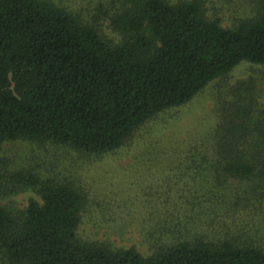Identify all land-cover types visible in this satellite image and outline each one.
I'll return each mask as SVG.
<instances>
[{"label": "trees", "instance_id": "16d2710c", "mask_svg": "<svg viewBox=\"0 0 264 264\" xmlns=\"http://www.w3.org/2000/svg\"><path fill=\"white\" fill-rule=\"evenodd\" d=\"M209 4L116 0L91 23L52 0H0V146L29 140L110 153L241 63L264 65V0L233 26L210 14ZM101 20L119 42L101 33ZM243 133L244 123L230 124L216 155L202 157L216 179L264 172V127L255 140ZM198 147L187 153L202 155ZM19 188L37 190L40 201L16 215L1 196ZM86 201L68 184L24 171L5 175L0 160V264H264L261 248L227 237L161 241L145 255L83 240Z\"/></svg>", "mask_w": 264, "mask_h": 264}, {"label": "rangeland", "instance_id": "374dc122", "mask_svg": "<svg viewBox=\"0 0 264 264\" xmlns=\"http://www.w3.org/2000/svg\"><path fill=\"white\" fill-rule=\"evenodd\" d=\"M52 1L91 23L116 2ZM209 1V13L222 17L224 26L252 16L257 7V0ZM96 22L108 41L121 40L108 21ZM232 123H244L243 134L252 140L264 127V65L241 63L189 103L152 118L113 152L15 140L0 146V160L5 175L30 172L80 191L87 199L78 230L83 240L135 247L145 255L161 241L227 237L264 251V172L247 181L218 180L202 158L216 155L212 151ZM192 146L202 155L188 154ZM36 191H6L1 203L19 215L31 199L40 201Z\"/></svg>", "mask_w": 264, "mask_h": 264}]
</instances>
